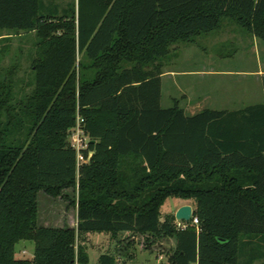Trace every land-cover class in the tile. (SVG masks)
I'll list each match as a JSON object with an SVG mask.
<instances>
[{"label": "trees", "instance_id": "16d2710c", "mask_svg": "<svg viewBox=\"0 0 264 264\" xmlns=\"http://www.w3.org/2000/svg\"><path fill=\"white\" fill-rule=\"evenodd\" d=\"M70 10L55 19L40 0H0V32L35 33L39 52L30 94L0 85V264H90L76 244L87 233L172 236L171 264H264V104L164 109L152 66L222 19L264 46V0H76ZM77 116L92 154L79 168L68 142ZM65 189L76 228L39 226L38 193ZM168 198L194 201L197 228L160 222ZM20 241L34 243L31 260L15 258Z\"/></svg>", "mask_w": 264, "mask_h": 264}, {"label": "rangeland", "instance_id": "374dc122", "mask_svg": "<svg viewBox=\"0 0 264 264\" xmlns=\"http://www.w3.org/2000/svg\"><path fill=\"white\" fill-rule=\"evenodd\" d=\"M40 1L43 13L55 19L63 17L71 8L76 9V0ZM37 43L33 32H0V85L9 87L17 99L30 94L35 87L31 68L33 61L39 58ZM263 61V44L234 21L222 19L210 33L168 45L166 54L152 65L162 73L177 74L163 78L161 107L170 108L176 101L180 108L189 110L186 114H197L203 109L235 110L262 102L264 78L257 83L253 77L241 76V73L256 72ZM211 71L215 73H209ZM206 93L211 101L195 102ZM37 199L39 226L76 228L71 189L63 190L58 197L40 192ZM183 205L191 206L192 210L195 207L193 200L166 199L160 208V222H171L177 230L173 219ZM76 244L83 247L90 264H98L101 255L112 257L115 264H171L176 241L165 234L120 233L113 237L105 233H87L78 235ZM33 250V242L20 241L15 246V258L31 260Z\"/></svg>", "mask_w": 264, "mask_h": 264}, {"label": "built area", "instance_id": "2783aa9c", "mask_svg": "<svg viewBox=\"0 0 264 264\" xmlns=\"http://www.w3.org/2000/svg\"><path fill=\"white\" fill-rule=\"evenodd\" d=\"M83 123V119L80 116H77L75 126L72 128L68 137V142L76 153L77 168L87 164L92 155L89 153L87 158H84L83 156V151L87 150L89 143V138L83 129ZM176 224L178 230H185L188 226L197 228L198 219L192 216L189 222L176 221Z\"/></svg>", "mask_w": 264, "mask_h": 264}, {"label": "crops", "instance_id": "0c3cea01", "mask_svg": "<svg viewBox=\"0 0 264 264\" xmlns=\"http://www.w3.org/2000/svg\"><path fill=\"white\" fill-rule=\"evenodd\" d=\"M263 66H261V69H258L256 72H252V73H241V76H249V77H253L255 82L259 83L261 81L262 78H264V61H263V64H261ZM161 72V71H160ZM162 73V72H161ZM209 73H215L214 71H211ZM223 73V72H222ZM166 76H170V77H176L177 74H174L173 72H170L169 73H162L160 75L161 77V84L163 82V78L166 77ZM162 87V86H161ZM161 91H162V88H161ZM211 101V98L209 97V95L206 93L205 95H203L202 97H197L196 101L195 102H209ZM189 104V103H188ZM256 104H264V90L262 89V102H259V103H255V104H251V105H246V106H243L242 108H239V109H235V110H214V111H237V110H241L245 107H248V106H252V105H256ZM189 107H192L191 104L189 105ZM182 109V108H181ZM183 112L185 113L186 116H193L195 114H186L189 110L184 108L182 109ZM203 110H212V109H203ZM202 111V110H200ZM58 228H61V227H58ZM72 228V227H70Z\"/></svg>", "mask_w": 264, "mask_h": 264}, {"label": "water", "instance_id": "95a60500", "mask_svg": "<svg viewBox=\"0 0 264 264\" xmlns=\"http://www.w3.org/2000/svg\"><path fill=\"white\" fill-rule=\"evenodd\" d=\"M192 216H193L192 207L189 205H183L175 213V220L187 223L190 221Z\"/></svg>", "mask_w": 264, "mask_h": 264}]
</instances>
